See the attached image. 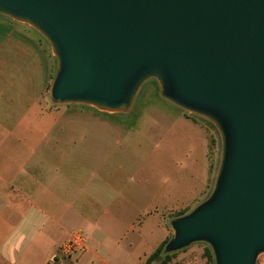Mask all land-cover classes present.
Returning <instances> with one entry per match:
<instances>
[{"label": "water", "instance_id": "obj_1", "mask_svg": "<svg viewBox=\"0 0 264 264\" xmlns=\"http://www.w3.org/2000/svg\"><path fill=\"white\" fill-rule=\"evenodd\" d=\"M56 60L53 104L126 114L148 81L221 142L208 197L170 222L163 252L209 246L214 264L264 254V0H0Z\"/></svg>", "mask_w": 264, "mask_h": 264}, {"label": "crops", "instance_id": "obj_2", "mask_svg": "<svg viewBox=\"0 0 264 264\" xmlns=\"http://www.w3.org/2000/svg\"><path fill=\"white\" fill-rule=\"evenodd\" d=\"M8 30L0 26V264H144L160 244V237L150 238L161 229L153 213L159 206L138 215L130 226L134 232H128L116 216H107L106 225L99 212L79 210L104 207L106 212L122 205L117 195L95 194L66 181L84 173L68 168L71 161H93L96 154L85 146L110 138L105 132L113 124L91 122L85 131L72 124L74 129L64 130L61 121L41 118V88L31 85L28 46L14 44ZM75 232L84 236L85 248L62 256ZM54 256L59 258L52 262ZM168 264L177 262L171 258Z\"/></svg>", "mask_w": 264, "mask_h": 264}, {"label": "rangeland", "instance_id": "obj_3", "mask_svg": "<svg viewBox=\"0 0 264 264\" xmlns=\"http://www.w3.org/2000/svg\"><path fill=\"white\" fill-rule=\"evenodd\" d=\"M0 26H9L7 33L14 44L28 46L33 72L31 85L41 88L38 100L41 118L61 121L64 130L74 129L72 124H80L77 129L81 131L90 129L84 125L91 122L113 124L109 127L111 132H105L110 138L85 146L96 154L93 161L85 164L80 159V165L71 161L68 168L80 167L84 173L66 181L80 184L95 194L105 190L109 196L117 195L122 205L107 206L106 212L104 207L79 210L88 215L99 212L106 225L107 216H116L127 224L126 231L134 232L130 226L135 218L159 206L153 213L161 229L149 233L150 238L160 237V244L170 240V222L188 214L212 190L221 154L220 137L214 126L161 99L152 80L142 86L126 114H110L81 104H53L49 91L56 60L48 43L29 26L2 15ZM88 168L95 171L94 176ZM127 240H123V248L128 247ZM207 250L211 252L208 245L196 243L171 254L177 264H214L213 256L207 257ZM256 264H264V254L257 258Z\"/></svg>", "mask_w": 264, "mask_h": 264}, {"label": "built area", "instance_id": "obj_4", "mask_svg": "<svg viewBox=\"0 0 264 264\" xmlns=\"http://www.w3.org/2000/svg\"><path fill=\"white\" fill-rule=\"evenodd\" d=\"M85 248V238L81 232H75L68 241L62 246L60 252L62 256H71L79 253ZM60 255V257H61ZM58 256L52 257L51 261L54 262ZM59 258V257H58Z\"/></svg>", "mask_w": 264, "mask_h": 264}, {"label": "trees", "instance_id": "obj_5", "mask_svg": "<svg viewBox=\"0 0 264 264\" xmlns=\"http://www.w3.org/2000/svg\"><path fill=\"white\" fill-rule=\"evenodd\" d=\"M169 239L161 243L148 258L145 260L144 264H168L171 261L172 254H165L163 249ZM207 257L212 259V254L207 250Z\"/></svg>", "mask_w": 264, "mask_h": 264}]
</instances>
